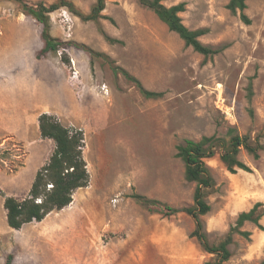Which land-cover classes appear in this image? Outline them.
Masks as SVG:
<instances>
[{
  "label": "rangeland",
  "instance_id": "rangeland-1",
  "mask_svg": "<svg viewBox=\"0 0 264 264\" xmlns=\"http://www.w3.org/2000/svg\"><path fill=\"white\" fill-rule=\"evenodd\" d=\"M29 1L49 5L60 0ZM70 1L84 14L97 2ZM181 2L185 3L180 12L183 22L201 30L199 39L215 54L204 55L187 45L138 0H106L101 16L94 20H83L65 5L50 12L51 35L68 44L42 56L40 50L42 63L28 69L33 77L53 83L60 94L65 92L64 100L46 107L47 112L64 125L84 130L90 183L75 192L68 207L54 212L82 211L90 224L88 230L97 232L102 242L105 263L110 264L111 247L118 248L126 239L129 247L136 248L135 261L140 246L145 252L143 264H175L174 248H180L174 243L175 230H182V264L214 262L216 254L205 251L197 237L191 236L195 228L191 215L179 211L166 216L160 206L149 209L133 195L174 208L194 205L197 182L187 179L186 164L176 155L186 139L216 135L228 142L240 134L252 139L260 136L264 144V0L246 1L250 23L241 19L239 9L233 12L228 7L230 0H163L166 6ZM42 28L19 2L0 0V42L42 48ZM64 54L70 63L63 61ZM51 62L59 74L49 78ZM111 62L146 89L163 94L146 97L122 73L115 74ZM4 139L0 137V173L16 172L32 147L41 143ZM42 142L43 147L33 150L40 153V159L32 161L25 172L28 183L35 177L38 162L41 167L55 148L50 139ZM220 154L219 147L205 159L214 178L213 186L205 190L210 210L201 216L207 239L216 245L231 233V255L223 264H262L264 149L255 157L242 147L238 157L249 169L236 167L235 172ZM257 202L263 203L257 210L259 223L245 221L236 229L239 214ZM148 231H166V258L157 253Z\"/></svg>",
  "mask_w": 264,
  "mask_h": 264
},
{
  "label": "trees",
  "instance_id": "trees-1",
  "mask_svg": "<svg viewBox=\"0 0 264 264\" xmlns=\"http://www.w3.org/2000/svg\"><path fill=\"white\" fill-rule=\"evenodd\" d=\"M20 3L23 11L32 15L43 25L42 38L44 47L40 51V56L49 51H58L68 43L55 38L50 33L49 13L67 6L83 20H94L101 16L105 8L106 0H97L95 6L88 14L82 13L70 0H60L47 5L44 2H30L29 0H16ZM154 10L158 17L166 23L170 30L175 31L196 51L204 55H212L216 50L206 46L199 39L203 33L201 30L190 29L182 20L180 12L185 10V3L181 2L172 6H166L163 0H138ZM247 0H230L228 7L236 12L240 10L241 19L245 23H250L251 19L246 14ZM63 61L70 63V59L64 54ZM111 69L115 74L122 73L124 77L136 84L146 97H159L163 93L146 89L140 80L134 77L124 68L111 62ZM39 127L42 138L53 139L55 148L49 159L37 170L28 195L19 200L15 196L3 193L5 197V208L7 210V221L11 227L21 228L25 223L31 221H41L50 212L59 211L70 205L75 192L79 188L87 187L90 183V172L85 158L84 150L86 146L85 133L82 128L64 125L53 113L43 112L39 116ZM221 148L220 157L222 161L233 172L236 167L249 169L242 162L238 155L243 147L255 157L259 156V151L264 149V144L260 136L252 139L248 135L235 134L228 142L222 141L216 135L203 136L200 140L186 139L183 144L177 147V156L181 157L186 164V177L190 181H196L197 187L194 194V205L174 208L168 204L145 195L134 194L133 197L142 205L153 210V206H160L164 215H173L183 211L191 215L195 221V228L191 236L197 237L203 249L209 253L216 254V260L210 264H223L228 260L231 253L228 245L232 235L229 233L219 244L212 245L207 239L204 231V223L201 216L210 210V204L205 200V190L214 184V178L206 164L205 159L214 156L218 148ZM262 202H257L250 210L242 211L236 222V229L245 221L259 223L261 214H257ZM243 235H250L249 231L239 230ZM5 264H15L13 256L10 254ZM264 264V261L262 262Z\"/></svg>",
  "mask_w": 264,
  "mask_h": 264
},
{
  "label": "crops",
  "instance_id": "crops-1",
  "mask_svg": "<svg viewBox=\"0 0 264 264\" xmlns=\"http://www.w3.org/2000/svg\"><path fill=\"white\" fill-rule=\"evenodd\" d=\"M42 48L0 42V137H5L4 142L9 138L28 143L41 142L32 147V153L27 155L20 169L13 173H0V264H5L10 254L15 264H109L104 262L103 246L97 232L93 234L88 230L90 224L82 211H52L43 220L25 223L19 229L11 227L7 221L3 193L19 200L25 198L33 183H28L25 172L32 161L41 157L40 153L33 152L35 148L44 146L39 116L48 111L46 107L53 108L56 102L65 98V92L60 94L45 77H33L28 71L42 63L38 56ZM48 66L49 78L59 74L55 73L59 69L52 62ZM39 166L38 162L36 171ZM159 224L166 225L164 222ZM98 227L102 229L100 223H97ZM147 233L157 253L166 258V231ZM98 234L101 235V231ZM181 242L182 230H175L174 243L180 244V248H174L175 264L177 261L182 264ZM122 243L117 244L118 248L111 247L107 258L110 264H136V261L143 264L145 252L140 246L137 249L139 258L135 261L136 248L129 247L126 239ZM125 250L128 254L122 256L121 252Z\"/></svg>",
  "mask_w": 264,
  "mask_h": 264
}]
</instances>
